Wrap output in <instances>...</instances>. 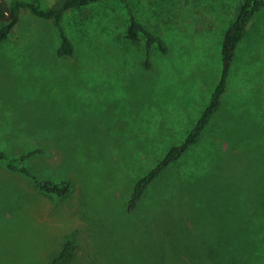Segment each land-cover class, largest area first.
<instances>
[{
    "label": "rangeland",
    "instance_id": "374dc122",
    "mask_svg": "<svg viewBox=\"0 0 264 264\" xmlns=\"http://www.w3.org/2000/svg\"><path fill=\"white\" fill-rule=\"evenodd\" d=\"M237 7L102 0L65 14L72 57L57 55L52 22L21 11L0 44V149L45 150L30 170L72 190L45 194L0 162V264H45L67 241L68 264H264V9L200 143L127 211L135 182L207 106ZM131 14L168 45L150 67L144 43L124 38Z\"/></svg>",
    "mask_w": 264,
    "mask_h": 264
},
{
    "label": "trees",
    "instance_id": "16d2710c",
    "mask_svg": "<svg viewBox=\"0 0 264 264\" xmlns=\"http://www.w3.org/2000/svg\"><path fill=\"white\" fill-rule=\"evenodd\" d=\"M102 0H58L52 6L45 7L42 0H10L7 2L12 15L8 21L1 20L6 17L5 9L0 3V44L9 36L14 25L19 21L21 11L52 22L57 29L61 41L57 52L59 57H72L75 52L74 44L64 31L63 19L68 11L87 7ZM264 9V0H238V7L234 19L222 37L221 63L222 73L216 84L211 98L202 111L201 116L187 133L181 144L168 149L161 160L134 184L127 211L133 213L138 208L151 186L175 163L183 158L192 148L198 145L205 130L210 126L215 116L222 110L224 98L228 92L230 74L235 61L238 59V50L241 42L247 36L252 19ZM124 38L132 42L144 43L146 53V67L151 66V54L157 50L162 54L168 52V45L157 34L149 31L134 15H130L129 24ZM41 148L32 149L21 154L9 155L0 149V162L10 173H16L29 179L41 192L57 198H65L71 193L72 187L65 180H44L38 178L30 170L28 162L39 155H44ZM73 244L67 241L61 251L51 261L45 264H68L73 255Z\"/></svg>",
    "mask_w": 264,
    "mask_h": 264
},
{
    "label": "water",
    "instance_id": "95a60500",
    "mask_svg": "<svg viewBox=\"0 0 264 264\" xmlns=\"http://www.w3.org/2000/svg\"><path fill=\"white\" fill-rule=\"evenodd\" d=\"M0 3H2V5L4 6V9H5V13H6V17L4 18H1V20H4V21H8L11 19L12 15L8 9V6H7V2L6 0H0Z\"/></svg>",
    "mask_w": 264,
    "mask_h": 264
}]
</instances>
